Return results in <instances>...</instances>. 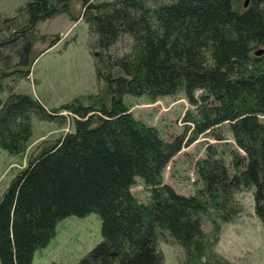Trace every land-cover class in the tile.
<instances>
[{
  "label": "trees",
  "instance_id": "trees-1",
  "mask_svg": "<svg viewBox=\"0 0 264 264\" xmlns=\"http://www.w3.org/2000/svg\"><path fill=\"white\" fill-rule=\"evenodd\" d=\"M72 1L25 0L0 15V150L24 155L33 117L63 123L66 111L75 126L35 146L2 193L0 264H33L59 222L90 213L102 240L77 264H165L161 243L181 251L180 264H237L217 246L222 226L243 213L239 192H252L264 228V0H81L103 88L87 106L78 98L48 110L16 86L31 73L38 24L72 14ZM178 95L192 109L170 138L127 101ZM223 128L232 145H207L193 194L165 183L185 146L227 141ZM139 182L145 201L133 192Z\"/></svg>",
  "mask_w": 264,
  "mask_h": 264
},
{
  "label": "rangeland",
  "instance_id": "rangeland-1",
  "mask_svg": "<svg viewBox=\"0 0 264 264\" xmlns=\"http://www.w3.org/2000/svg\"><path fill=\"white\" fill-rule=\"evenodd\" d=\"M24 2L0 0V15L14 16L22 4L25 5ZM81 10L82 1L73 0L72 14L63 13L40 22L37 26L38 40L27 46L28 53L36 58L31 64V73L18 82L16 91L35 97L48 110L78 98L87 106L103 88L96 79L88 26L78 17ZM55 39L58 40L53 43ZM7 95V91L0 93V98L5 99ZM127 101L133 103L131 112L135 118L155 126L165 138L184 130L185 112L192 109L182 95L162 97L156 101L146 97ZM61 114L65 118L63 123L33 117L32 141L24 155H10L0 150V197L17 171L27 164L30 151L35 146L74 131L72 114L66 111ZM221 132L228 138L227 141L218 143L204 136L185 146L164 171L165 183L181 194H193L196 179L194 164L205 155L207 145L222 148L232 145L233 140L227 130L223 128ZM133 192L142 201L148 198L142 182L133 188ZM238 198L243 205V213L233 223L222 226L217 252L237 264H264V228L255 214L253 194L241 191ZM101 240V221L96 213L84 217L70 216L58 223L55 237L47 247L35 253L33 264H77ZM160 249L165 264H180L182 254L177 247L161 243Z\"/></svg>",
  "mask_w": 264,
  "mask_h": 264
},
{
  "label": "water",
  "instance_id": "water-1",
  "mask_svg": "<svg viewBox=\"0 0 264 264\" xmlns=\"http://www.w3.org/2000/svg\"><path fill=\"white\" fill-rule=\"evenodd\" d=\"M247 3H248V1H246L245 5H247ZM261 53H263L262 50H259V51L256 52L257 55H260Z\"/></svg>",
  "mask_w": 264,
  "mask_h": 264
}]
</instances>
